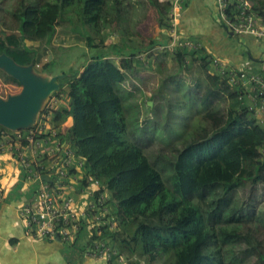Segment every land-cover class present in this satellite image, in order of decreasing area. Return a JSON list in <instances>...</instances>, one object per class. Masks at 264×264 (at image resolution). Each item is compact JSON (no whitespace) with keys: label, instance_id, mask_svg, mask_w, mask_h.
<instances>
[{"label":"trees","instance_id":"trees-1","mask_svg":"<svg viewBox=\"0 0 264 264\" xmlns=\"http://www.w3.org/2000/svg\"><path fill=\"white\" fill-rule=\"evenodd\" d=\"M125 1L17 0L10 12L12 33L0 36V55L5 54L23 66H40L43 60L39 50L27 42H43L48 53L61 22L71 23L75 31L87 37L89 49L99 50L96 39L101 40L102 28L109 26L112 31L119 28L126 11ZM250 1L252 11L264 16V5L259 8ZM150 2L161 15V28L170 30L160 6L155 0ZM242 36L248 35L236 37ZM165 37L161 41L152 40L145 50L167 46L168 36ZM117 40L60 81L58 94H66L68 105L53 111L49 122L47 118L40 120L58 130L53 139L59 141L60 149L69 146L83 163V178L75 186L89 188L92 178L101 186L92 196L107 195L109 214L102 219L103 233L98 235L97 228L90 229L88 246L97 240L110 242L119 251V257L128 256L127 264H156L162 257L167 258L166 264L243 262L236 260L235 251L243 239L240 232L246 220L252 218V212L246 207L231 206L232 194L246 180L264 185V128L250 114L244 91L231 85L227 75L213 71L210 56L202 50L170 52L180 63L178 74L190 68V64L197 65L207 85L202 95L188 98L187 103L194 102L199 107V116L190 118V128L181 131L179 143L172 146L171 178L167 185L163 170L139 147L140 133L130 136L133 141L129 138L127 96L132 93L124 92L123 84L138 49L132 47L130 39ZM101 44H105L104 39ZM163 52L166 56L169 51ZM110 56L123 59L124 72L109 60ZM55 67L49 61L42 72L52 74ZM238 69L264 78L262 69ZM0 77L5 83L20 86L16 79L1 71ZM147 109L152 111L153 107L147 105ZM43 116L44 113L40 119ZM69 118L73 119V125L63 131L62 125ZM135 122L140 127L139 121ZM3 131L10 132L0 129V133ZM44 137L38 136L40 140ZM77 174L75 168L70 171V177ZM48 184L54 186L52 182ZM85 228L81 224L78 234ZM121 229L126 238H122ZM251 234L253 231L244 236L248 243ZM133 243L141 258L137 256L132 261L121 244L127 247ZM228 253L233 254L230 262Z\"/></svg>","mask_w":264,"mask_h":264},{"label":"rangeland","instance_id":"rangeland-1","mask_svg":"<svg viewBox=\"0 0 264 264\" xmlns=\"http://www.w3.org/2000/svg\"><path fill=\"white\" fill-rule=\"evenodd\" d=\"M155 1L160 6V10L166 19V25L169 23L171 26L170 30L164 31L168 36V43L171 44L173 41L171 37L174 31L173 27L174 29L178 28L181 22H179V19L185 10V6L183 5V1L185 0ZM253 2L257 4V7L263 8L264 0H253ZM16 4L17 0H0L1 37L4 33H12L9 30L12 25L10 12ZM124 7L126 9L123 14L124 19L116 31H112L109 26L104 29L102 28L101 40L104 39L105 44H101V40L97 38L96 44L99 46V50L89 49L87 37L75 31L73 29L75 26L69 22L58 24L57 33L48 53L43 42L28 41L27 44L30 47L39 50L43 60V64L33 67V73L38 77L45 75L42 72L44 64L53 61L56 64L55 71L49 76H67L73 74V72L78 71L84 64L88 63L91 57H95L102 48L108 47L113 40L130 39L132 47L138 49V52L133 57L132 61H135V63H133L132 70L126 73L127 80L123 84L124 92L132 93L131 96H127V101L130 105L128 111V135L130 138V136L140 133L141 141L140 143L137 142L139 147L145 152L152 163L163 170L164 180L168 183H166L167 185H170L171 171L169 162L173 157L171 153L172 146L179 143L178 136L180 132L190 128V118L192 116H199V107L193 104L194 102L189 101L190 103H187L188 98L195 99L202 95L206 88L207 80H205V75L199 67L194 64H190V68L186 69L182 74H178L179 61L173 57V54H170V52L173 53L171 50L166 52V56L163 55L164 50H161L163 46H157L150 51L145 50L151 39H154L153 37L158 35V29H161L159 22L161 15L155 5L151 4L150 0H126ZM114 26L112 25V27ZM164 38L166 37L164 36ZM120 43L122 44V41ZM109 60L114 62L124 72L121 69L123 60L121 57L110 56ZM188 63L190 62L188 61ZM244 68L251 67L247 66L241 69ZM1 72L7 75L4 71ZM80 72L82 73L83 69ZM60 90L45 100L38 123H41L42 121L40 120L44 118H47V122H49L53 111L68 105L66 94H58ZM21 91V85L5 83L0 77V99H8L9 96L18 95ZM149 104L153 107L152 111L147 109V105ZM42 113H44V116L40 119ZM45 113L47 114L45 115ZM136 118L139 121L140 127L135 122L137 121L135 120ZM70 119L72 118H69L62 125L63 131L67 130V126L71 127ZM2 128L0 126V129ZM57 132L58 130L54 127L48 128L46 137L44 138L47 139L49 134L56 136ZM57 142L59 143V141ZM50 147L48 146L47 148L49 149ZM53 150L56 149L54 148ZM45 154H40L36 158L38 160L37 164L40 167L46 163H50L51 156L49 157L47 153ZM56 154L57 152L52 155ZM21 180L23 181V176H21ZM232 205H235L239 209L246 207L252 212V218L246 220L244 228L240 232L243 239L239 248L235 251L236 260H243V262H233L232 264H264V185H256L252 180L242 182L240 188L232 194ZM249 231H253L254 234H251L248 243L244 239V236H247V232ZM120 233L122 238H126L125 234H122V229ZM129 239L131 238L128 237V242ZM86 240L88 241L89 238L87 237ZM65 244L66 246H70L71 243ZM121 245L124 252L129 255V258L131 257V260L137 256L141 258L140 250L134 243L127 247L123 244ZM123 255L122 257L127 259L128 256ZM232 259L233 254L228 253V262ZM166 263L167 258L162 257L156 264Z\"/></svg>","mask_w":264,"mask_h":264},{"label":"built area","instance_id":"built-area-1","mask_svg":"<svg viewBox=\"0 0 264 264\" xmlns=\"http://www.w3.org/2000/svg\"><path fill=\"white\" fill-rule=\"evenodd\" d=\"M216 4L221 24L232 35H248L264 42V16L252 11L250 0H216ZM173 30L171 34L173 41L162 47V51L201 50L197 42L184 37L177 27L175 29L173 27ZM211 67L213 71L227 75L231 85L238 86L244 91L243 97L247 98L250 114L258 125L264 128V78L239 70L219 58L211 60ZM48 128L42 121L27 133L23 131L0 133V160L3 156H12L21 169L24 184L31 187L33 192L31 199L18 209L25 231L31 238L55 240L60 236L65 243H72L82 224L88 229L97 228L98 235H101L102 219L109 214L106 205L107 195L104 194L100 198L92 196L94 191L101 188L99 182L92 178L91 187L79 189V197L75 196L77 189L76 192L68 194L67 191H74L73 178H76L77 182L83 178V163L69 146L63 145L61 150L60 144L53 139L55 135L49 134L47 139L40 140L38 136L42 134L46 136ZM23 142L26 145H23ZM48 146L51 147L48 149ZM54 148L56 150H53ZM55 152L57 154L53 156ZM262 152L264 154V147ZM43 153L51 156L50 163L40 167L36 158ZM74 168L78 174L70 177V171ZM44 176L54 180L53 187L43 181ZM5 200L6 189L0 180V206ZM119 254L110 242L97 240L87 247L84 257L106 264H127L125 258L119 257Z\"/></svg>","mask_w":264,"mask_h":264},{"label":"crops","instance_id":"crops-1","mask_svg":"<svg viewBox=\"0 0 264 264\" xmlns=\"http://www.w3.org/2000/svg\"><path fill=\"white\" fill-rule=\"evenodd\" d=\"M183 5L185 10L180 16L178 29L183 36L197 42L211 60L219 58L236 68L249 66L251 68L247 69L264 70V42L228 34L221 26L216 0H185ZM164 31L158 29V35L153 38L161 41L166 35ZM70 124L73 125V119H70ZM21 176V169L13 157L3 156L0 160V180L6 189V200L0 206V264H106L84 257L91 233L87 227L77 234L70 246H66L62 239H35L26 233L18 209L32 197L33 192ZM75 180L74 185L77 183ZM74 185V191L67 192L72 194L77 189L75 196L79 197V188Z\"/></svg>","mask_w":264,"mask_h":264},{"label":"water","instance_id":"water-1","mask_svg":"<svg viewBox=\"0 0 264 264\" xmlns=\"http://www.w3.org/2000/svg\"><path fill=\"white\" fill-rule=\"evenodd\" d=\"M33 67V64L23 66L5 54L0 55V71L16 79L22 87L18 95L0 99V126L12 132L34 129L43 103L61 89L60 81L66 78L49 76L51 74L48 73L38 77L33 73ZM43 181L53 182L47 176ZM57 240H61L60 236Z\"/></svg>","mask_w":264,"mask_h":264}]
</instances>
